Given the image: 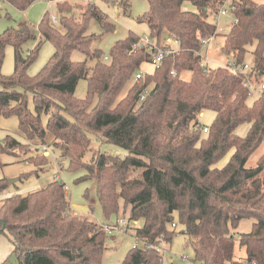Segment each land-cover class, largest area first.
I'll return each instance as SVG.
<instances>
[{"label":"trees","instance_id":"16d2710c","mask_svg":"<svg viewBox=\"0 0 264 264\" xmlns=\"http://www.w3.org/2000/svg\"><path fill=\"white\" fill-rule=\"evenodd\" d=\"M3 1L23 11L36 0ZM186 2L194 10L185 7ZM224 2L148 0L139 20L146 22L149 37L159 47L177 43L175 52L165 55L151 73L143 72L141 65L150 62L153 53L134 47L139 37L132 32L111 46L107 61L101 50L91 48L96 37L86 32L91 18L112 29L94 4L80 7L83 12L76 18L66 15L68 3H59L61 28L47 14L41 18L40 39L51 42L54 52L35 75L27 74L26 67L41 40L26 55L21 48L34 37L30 26L8 28L0 35V51L12 45L15 56L9 75L1 72L0 57V117L16 115L18 130L27 140L7 134L0 140V155L29 151V140L44 141L50 135L71 170H86L84 179L93 182L106 217L118 213L122 200L129 220H141L134 227L137 244L121 264H162V245L175 234V218L196 264H264V152L255 165H246L264 141V92L249 104L245 73L231 67H242L251 51L252 75L255 82H263L264 3L231 2L236 20L223 35L221 51L232 62L209 67L199 53L201 43L220 35L209 17L217 15ZM75 51L96 60L89 76L85 61L71 59ZM138 71L143 75L136 81ZM183 71H190L189 79L182 78ZM81 78L87 83L83 99L74 95ZM145 89L140 100L138 92ZM205 110L215 112L206 132L198 121ZM244 122L249 128L240 136L235 129ZM90 135L124 148L127 155L95 152L84 162ZM139 169L138 177L130 176ZM8 185L0 178V192ZM243 218L252 220L251 228L236 238L231 229ZM0 234L14 246L17 264H101L106 239L103 225L71 209L65 183L57 179L1 199ZM236 243L244 257H236Z\"/></svg>","mask_w":264,"mask_h":264},{"label":"rangeland","instance_id":"374dc122","mask_svg":"<svg viewBox=\"0 0 264 264\" xmlns=\"http://www.w3.org/2000/svg\"><path fill=\"white\" fill-rule=\"evenodd\" d=\"M232 1L233 0H225L223 4L226 14H218L217 16L212 15L209 17L210 20L217 25L218 32L220 33V35L211 38L208 47L201 51L202 55L206 57L205 59H207L209 67H216L218 65H225L232 62V58L226 56L221 51L223 35L228 32V29L234 20L230 9ZM251 1L257 4L264 3V0ZM61 2H66L71 7V10L68 11L66 15H72L76 18H79L83 12L80 7L88 4L96 5L105 14V23L112 25V29H104L99 21L94 18H91L88 21L86 28L88 34L96 35L91 43V48L101 50L103 54L102 59L104 61H107L108 59V53L111 46L117 40L127 37L129 32L134 33L142 39L146 37L150 38L146 22L139 20V18L148 10V0H125L123 2H121V0H36L23 11L16 9L3 0H0V35L8 28L16 29L27 23L30 26L32 33H34V37L26 40L21 46L22 54L26 55L27 52L33 49L36 43L41 40L37 25L45 14L49 16L50 21H52V16L57 17L58 22L53 24L61 28L59 24L60 14L58 10V4ZM184 6L194 10V7L188 2H186ZM251 49L252 47H250V50ZM53 52L54 47L52 43L48 40H41L36 56L26 67V73L29 75H35L49 61ZM0 57L2 59L1 72L5 75L11 74L14 70L15 60L13 46L6 45L4 49L0 51ZM71 59L73 61H85L88 67V76L90 75V69L96 62L95 59L89 58L85 54L77 51L71 54ZM205 59L204 62L206 61ZM244 62L249 66L252 64L253 54L251 51H248L246 54ZM153 69L154 66L150 62L141 65V70L143 72L151 73ZM181 76L183 79H189L190 71H183ZM262 80L264 82V77H262ZM130 85L131 83L125 86L119 98L125 95L127 88ZM255 86L258 85L256 84ZM86 91V79L81 78L76 85L74 95L77 98L83 99L86 96ZM250 91L251 93L247 99L249 104H251L259 95L258 91ZM28 106L30 109H33L31 96H29ZM214 116V111L205 110L202 115L198 117L199 124L208 127L211 125ZM46 118V115L42 116L43 123H45ZM248 128V122L241 123L236 127L235 133L244 136L247 133ZM7 134L19 140L27 141L19 135L18 118L16 115L0 117V140H3ZM90 138V149L83 156L82 160L84 162L90 161L95 152L118 156L120 158H124L128 153L124 148L106 142L95 135H90ZM28 143L31 145L29 151H19L18 154L2 153L0 155L3 163L2 166H0V178H5L7 181L9 179H16L15 182L9 184L6 189L0 192V199L4 195H11L14 193L25 194L43 188L54 179L62 181L67 186L65 191L69 200V206L74 212H76V214L87 216L97 224L103 225V227H113V229L105 230V249L102 254L101 264H121L127 252L137 244L134 236V224L129 222V228H123V230L115 227L118 218L129 219V210L127 208L124 211L122 200L119 201L118 213L106 217L103 214L95 188L93 187V182L84 179L86 170L84 168L71 170L68 165V158L62 156L59 150L55 148L53 145V138L50 135H48L44 141H41L40 139H32L29 140ZM43 147L47 148V150H42ZM263 152L264 141H262L248 157L246 165H255L258 157ZM139 173L140 169L133 170L131 171L130 176L138 177ZM174 221L176 223L175 228H173L175 234L170 243H164L162 245V248H164L162 250V264H196L195 261H193V250L189 245L185 244L186 236L181 233L183 230L182 225L177 222L176 218ZM251 223V219L243 218L240 220L236 228L231 229V232L237 238L239 233L248 232L250 230ZM140 225L141 220L138 221V226ZM141 244V242L138 243L139 246H141ZM242 249L243 248H240L236 243V257H241ZM4 264H17L15 256L11 254Z\"/></svg>","mask_w":264,"mask_h":264},{"label":"built area","instance_id":"2783aa9c","mask_svg":"<svg viewBox=\"0 0 264 264\" xmlns=\"http://www.w3.org/2000/svg\"><path fill=\"white\" fill-rule=\"evenodd\" d=\"M231 9V7H230ZM218 14H226V11L225 9L223 8V6L219 9V12ZM217 14V15H218ZM216 15V16H217ZM234 19V18H233ZM236 19H234L235 21ZM52 21L53 23L57 22L58 19L57 17H54L52 16ZM212 37L210 38H207V39H204L202 40V48L200 50V55L202 56L203 60L206 58L202 55L201 51L202 49L208 47V45L210 44L211 42V39ZM134 47H137V48H144L146 50H148L149 52L153 53V58L152 60L150 61V63L153 64L154 67H157L163 57L165 55H167L168 53H174L176 48H177V43L175 41H173L172 45L169 46V47H159L157 46V44L151 39V38H139L138 42L136 44H134ZM207 62V59H205ZM149 63V62H148ZM232 69L236 70V69H239L241 71H243L245 73V78H244V84L250 89V90H254V91H258V92H264V82H261V83H257L255 82L254 80V75H252V72H251V68L249 65L247 64H244L242 67H236L235 65H231ZM172 75L175 74V71L172 70L171 71ZM143 75V72L142 71H138L136 74H135V79L136 81ZM257 84L258 86H255ZM147 89L143 90V91H139V99L142 100L144 99L145 95L147 94ZM198 126V125H197ZM199 128H202V130L204 132L207 131V127L206 126H201L199 125ZM42 150H47V148L43 147ZM67 189V186L65 185V190ZM129 222L131 224H134L135 227L138 226V221L137 220H126L124 218H118V221H117V225L116 227L120 230H123L124 229H127L129 228ZM134 228V227H133ZM104 230H109V229H113L112 227H109V226H104L103 227ZM254 264V263H253Z\"/></svg>","mask_w":264,"mask_h":264},{"label":"crops","instance_id":"0c3cea01","mask_svg":"<svg viewBox=\"0 0 264 264\" xmlns=\"http://www.w3.org/2000/svg\"><path fill=\"white\" fill-rule=\"evenodd\" d=\"M21 137L22 134L19 132ZM9 195H4L1 199L7 197ZM0 199V201H1ZM14 246L12 243L7 239V237L3 234H0V264H4L8 257L12 254ZM244 249L241 250V257H244Z\"/></svg>","mask_w":264,"mask_h":264},{"label":"water","instance_id":"95a60500","mask_svg":"<svg viewBox=\"0 0 264 264\" xmlns=\"http://www.w3.org/2000/svg\"><path fill=\"white\" fill-rule=\"evenodd\" d=\"M163 36H164L165 39H167V37H168L167 34H164ZM136 95H137V94H136ZM15 180H16V179H9V180H8V183H9V184H12L13 182H15Z\"/></svg>","mask_w":264,"mask_h":264}]
</instances>
